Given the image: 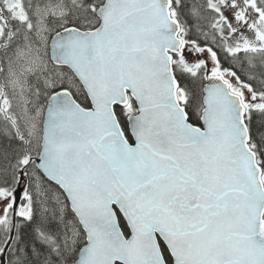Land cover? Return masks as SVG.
Masks as SVG:
<instances>
[{
  "label": "snow or ice",
  "instance_id": "obj_1",
  "mask_svg": "<svg viewBox=\"0 0 264 264\" xmlns=\"http://www.w3.org/2000/svg\"><path fill=\"white\" fill-rule=\"evenodd\" d=\"M0 264H264V0H0Z\"/></svg>",
  "mask_w": 264,
  "mask_h": 264
}]
</instances>
